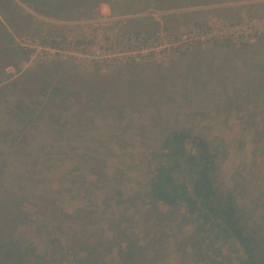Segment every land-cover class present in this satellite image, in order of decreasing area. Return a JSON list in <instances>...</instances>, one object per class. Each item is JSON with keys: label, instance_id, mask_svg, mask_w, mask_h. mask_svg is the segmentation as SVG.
I'll return each mask as SVG.
<instances>
[{"label": "rangeland", "instance_id": "1", "mask_svg": "<svg viewBox=\"0 0 264 264\" xmlns=\"http://www.w3.org/2000/svg\"><path fill=\"white\" fill-rule=\"evenodd\" d=\"M119 1L116 11L101 1L74 18L20 0L11 18L0 7L14 36L8 53L21 52L0 83V205L17 204L26 217L12 236L27 264L80 263L87 241L120 264L124 240L136 243L138 264H197L185 239L193 226L148 195L151 150L182 128L192 132L190 150H200L196 136L218 150L216 184L264 232V0ZM138 32L149 43L117 45ZM215 34L230 39L213 44ZM43 70L85 90L67 101L39 95L32 115L11 114L9 101L25 89L13 80L33 86Z\"/></svg>", "mask_w": 264, "mask_h": 264}, {"label": "trees", "instance_id": "2", "mask_svg": "<svg viewBox=\"0 0 264 264\" xmlns=\"http://www.w3.org/2000/svg\"><path fill=\"white\" fill-rule=\"evenodd\" d=\"M20 1L45 15L68 18L91 14L101 1L108 2L115 11L120 8L119 0ZM166 1L168 4H160L159 7H179L182 0L179 2L178 0ZM220 1L225 0H191V3L208 4ZM12 4H14L13 0H0V7L6 10L10 18L12 17L10 14L14 13L10 8ZM13 41L12 32L0 20V83L11 77L6 70L7 66L9 64L17 66L15 61L17 57H21V52L18 51L15 54L8 53L12 51L9 47ZM55 64L64 67L61 62ZM65 64L67 65L66 62ZM128 65L131 64H124V66ZM47 75H50L47 70H43L39 75L35 73L32 76L33 86L30 85V78L23 81L13 80V83L25 89L16 95L15 101L8 100V104L12 103L15 109V111L11 110V114L17 117L32 115L36 108L31 104L36 102L34 98H38L39 95L51 94L54 98L67 101L68 96H76L85 90L83 86L82 88L76 85L71 87L66 77L51 81L46 77ZM27 86L29 89L32 87L33 90L28 91ZM261 88L264 89V86ZM106 92L108 91H101L99 96L106 97ZM22 95L28 97L30 104L26 103V98ZM190 135L192 132L189 129L171 130L164 136L158 147L151 150L148 195L152 205L155 208L164 209L170 215L180 212L182 221L193 226V232L187 234L185 239L195 250L194 254L197 256L195 263L264 264L262 228L244 220L234 191L222 190L216 184L214 173L218 150L213 148L212 152L208 142L198 136L194 137V143L200 150L198 152L190 150L187 147V138ZM157 210L159 211L158 208ZM12 213H16L14 215L16 219L11 218ZM8 214L11 217H7ZM25 220L26 217L20 206L2 202L0 205V264H27L24 261L25 256L20 254L22 253L21 246L12 236L16 227ZM122 242L127 250L120 249V264H138L134 247L136 243L129 240ZM27 249L31 252L35 248L30 245ZM81 254L83 257L77 264H108L100 247L89 241L84 243V250Z\"/></svg>", "mask_w": 264, "mask_h": 264}, {"label": "built area", "instance_id": "3", "mask_svg": "<svg viewBox=\"0 0 264 264\" xmlns=\"http://www.w3.org/2000/svg\"><path fill=\"white\" fill-rule=\"evenodd\" d=\"M235 25H238L237 27H239V24H234L233 26H235ZM156 34H158V35H156ZM156 34H154V35H156L154 38L159 36V33H156ZM196 35H198V31L196 32ZM193 37H194V39L196 38V36H194V35H193ZM215 37H216V39L212 40L213 44H216V43H218L219 41H222V40L226 41V40L230 39V38H225V37H219V36H217V34H215ZM115 41H116L117 45L121 46L122 48H127L131 44H136L137 46H135V47H142L146 43H149V37L146 34L138 32V33H135V34H126V36L116 37ZM198 41L199 40L196 38V44H197ZM54 47H56V46H54ZM185 47H186L185 48L186 50H189V49H191L192 45H189V43H186ZM126 60H131L132 61V60H135V59L133 58L132 55L131 56L128 55L126 57ZM126 60H125V62H126Z\"/></svg>", "mask_w": 264, "mask_h": 264}]
</instances>
